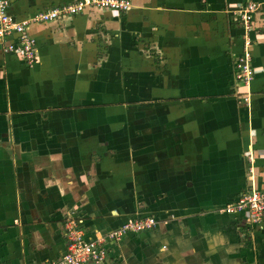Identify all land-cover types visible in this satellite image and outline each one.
Masks as SVG:
<instances>
[{"label":"crops","instance_id":"0c3cea01","mask_svg":"<svg viewBox=\"0 0 264 264\" xmlns=\"http://www.w3.org/2000/svg\"><path fill=\"white\" fill-rule=\"evenodd\" d=\"M128 1L31 23L32 66L0 48V264L55 262L67 218L89 241L144 216L155 226L105 240L100 264H264V215L247 229L223 211L264 190V0ZM248 2L244 85L232 12Z\"/></svg>","mask_w":264,"mask_h":264},{"label":"built area","instance_id":"2783aa9c","mask_svg":"<svg viewBox=\"0 0 264 264\" xmlns=\"http://www.w3.org/2000/svg\"><path fill=\"white\" fill-rule=\"evenodd\" d=\"M9 0H0V48L4 53H17L27 66H32L36 60L35 40L29 33L31 23L55 21L61 17H70L83 12L85 9H107L126 11L130 6L128 0H75L70 3L52 7L44 12L35 14L23 20H15L8 13ZM258 4L248 2L232 14L241 28L242 51L235 59L234 78L248 85L254 76L251 67L252 14ZM13 38V39H12ZM243 100L247 101L246 95ZM225 213L241 215L245 228L258 226L264 215V190L251 189L243 193L234 203L223 208ZM78 221L66 219L64 224L66 249L65 252L51 264H100L106 259V249L102 243L114 241L126 233H140L153 228L156 220L152 216L129 219L120 227L102 235L99 239L84 240L78 226Z\"/></svg>","mask_w":264,"mask_h":264},{"label":"rangeland","instance_id":"374dc122","mask_svg":"<svg viewBox=\"0 0 264 264\" xmlns=\"http://www.w3.org/2000/svg\"><path fill=\"white\" fill-rule=\"evenodd\" d=\"M130 8V7H129ZM128 10V9H127ZM71 219L75 220L74 218L70 217ZM70 218H67V219H70ZM75 221H78V220H75Z\"/></svg>","mask_w":264,"mask_h":264}]
</instances>
